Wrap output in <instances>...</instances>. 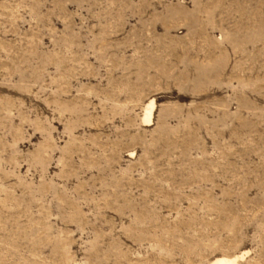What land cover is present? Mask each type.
I'll return each instance as SVG.
<instances>
[{
	"label": "rangeland",
	"instance_id": "obj_1",
	"mask_svg": "<svg viewBox=\"0 0 264 264\" xmlns=\"http://www.w3.org/2000/svg\"><path fill=\"white\" fill-rule=\"evenodd\" d=\"M221 256L264 264V0H0V264Z\"/></svg>",
	"mask_w": 264,
	"mask_h": 264
},
{
	"label": "bare ground",
	"instance_id": "obj_2",
	"mask_svg": "<svg viewBox=\"0 0 264 264\" xmlns=\"http://www.w3.org/2000/svg\"><path fill=\"white\" fill-rule=\"evenodd\" d=\"M152 106V102H151ZM151 115H152V108L149 110V112L146 115V121H151ZM212 264H237V257H227V256H221L214 259Z\"/></svg>",
	"mask_w": 264,
	"mask_h": 264
}]
</instances>
